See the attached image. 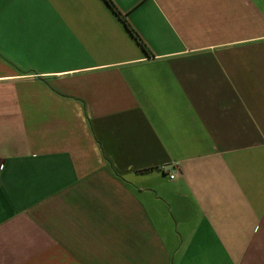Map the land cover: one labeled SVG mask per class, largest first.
<instances>
[{"label": "crops", "instance_id": "0c3cea01", "mask_svg": "<svg viewBox=\"0 0 264 264\" xmlns=\"http://www.w3.org/2000/svg\"><path fill=\"white\" fill-rule=\"evenodd\" d=\"M110 1L0 0V264H264V0Z\"/></svg>", "mask_w": 264, "mask_h": 264}, {"label": "trees", "instance_id": "16d2710c", "mask_svg": "<svg viewBox=\"0 0 264 264\" xmlns=\"http://www.w3.org/2000/svg\"><path fill=\"white\" fill-rule=\"evenodd\" d=\"M105 4L112 10V12L114 14H116V16L120 19V21L122 22V24L124 25V27L126 28V30L130 33V35H132L137 41L138 43L142 46V48L146 51L144 45L140 42V40L137 38V36L135 35V33L133 32V30L128 26V24L126 23L124 17L115 9V7L113 6V4L111 3L110 0H104Z\"/></svg>", "mask_w": 264, "mask_h": 264}, {"label": "built area", "instance_id": "2783aa9c", "mask_svg": "<svg viewBox=\"0 0 264 264\" xmlns=\"http://www.w3.org/2000/svg\"><path fill=\"white\" fill-rule=\"evenodd\" d=\"M2 168V166H1V164H0V169ZM174 177V173H171V172H169V174H168V178L169 179H172Z\"/></svg>", "mask_w": 264, "mask_h": 264}]
</instances>
